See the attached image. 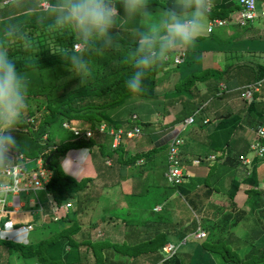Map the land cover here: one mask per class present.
Masks as SVG:
<instances>
[{
  "label": "trees",
  "instance_id": "trees-1",
  "mask_svg": "<svg viewBox=\"0 0 264 264\" xmlns=\"http://www.w3.org/2000/svg\"><path fill=\"white\" fill-rule=\"evenodd\" d=\"M256 1H259L260 3L264 2V0ZM18 2L24 4L27 3L28 0H18ZM173 3L174 0H150L149 8H159L160 11H162ZM241 9L242 5L239 4V0H214L213 8L207 18V24L214 18L226 19L231 13L238 12ZM17 18L26 24V30L32 33L34 40L37 44L41 45V48L37 53V61L31 64L25 63V57L28 53L23 47H13L10 49V54L17 57V66L27 76L30 84L27 97V110H25V114L27 117H31L32 119L35 118L37 120L35 127L28 126L24 114L22 123L17 129L13 130V135H15L24 145L22 154L31 159L41 158L43 167L50 170V177L42 192L49 193L57 204H61L64 200L75 196L78 201H80V196H83V194L88 196V198H91L90 195H92V192L84 189L85 187L87 188L86 184L88 183V187L91 188V177H83L78 180L67 174L60 166V160L69 148L86 146L92 149L93 156H99L101 166L104 164L103 167L108 169L114 168L120 163V168L124 171L126 168L137 164L138 160L143 161L145 158L149 161L153 158L154 154L152 152H156V155H158V152L162 151L164 147H161L157 151H154L155 147H153L152 151L149 149L144 152L140 150L141 152H139L138 148L135 146H127L125 137L120 139L119 143L115 146H111L110 141H113V136L111 134L108 135V133H99L95 129L101 123H106L110 128H114L116 132L117 129L127 130L138 125L140 129L139 137L145 133L150 135L151 129H149L148 126L149 122H139V117L144 114L143 111L146 110L148 112L149 109H151L149 107L152 104L157 107L160 103H162V105L165 103L168 106L174 105V101L177 102L179 99L186 98V96L182 94L184 91L192 93L196 82H204L209 78L210 75L208 74L213 72L214 69L209 65L206 68L203 66V68L201 67V65L205 63L204 59L202 60V54L204 52L209 54L214 52V50L218 52H243L244 47L243 44L236 42V37L240 35L243 37L242 34L237 33L238 35L236 36L232 34L228 35L227 32L223 33L222 28L224 26L212 27L210 31L206 30L205 35H202L189 50H178L169 54L175 55L180 51L184 52L183 62L173 66L175 69L182 68L180 71L181 76L173 74L172 72H166L159 77V73L157 74V72H159V65L161 64L160 60L158 64L147 73L145 79V92L143 94H131L125 88L124 81L134 69L130 64L125 65L119 62L118 52H109L103 56L93 57L92 78L89 82L80 84L79 77L70 73L66 62L61 60L57 55L50 54L48 49L42 46L46 36L45 33L41 31L40 27L28 19L26 13L18 15ZM246 25L247 24L241 25L238 23V25L235 26L240 29H245ZM128 28L131 29L133 27L129 26ZM112 31L113 33L119 34L115 28ZM217 32H221L225 36L221 33L219 34L220 36H218ZM119 35L122 36L126 44H133L134 39L132 41L127 40V38L134 36L133 30L126 35ZM127 35L131 36L127 37ZM60 38L70 44L69 36L65 35ZM256 40L257 38L254 37L244 38V41H248L247 45L251 47L255 46ZM262 52H264V48ZM207 61L212 65L211 59L207 58ZM235 66L237 69L231 74L233 79H229L230 68H227L221 76L227 84L228 92H223L217 84L214 85V87L216 86L215 91L218 98L231 94L233 91H236L240 95L242 92L240 89L244 90L246 88H239L238 90L240 91H237L230 87L234 86L242 79L245 84H253L255 80L264 77V65L261 63L256 64V62L244 60L238 62ZM172 76H179L180 78L173 87L176 96L173 95L172 97H168L169 93H156L155 90L157 86L160 85V83H163L165 78L168 79ZM216 76L217 78L220 77L219 74H216ZM259 87L260 89L258 91L252 92L253 97H251V99L246 100L241 96L239 97L246 108L244 116H247V123H245V125H249L250 128L257 127V129L264 126V92H260L261 89H264V81ZM195 97L198 96L195 95ZM207 97L198 98L195 105H197V107L201 106ZM147 100H150V105H148L149 102ZM144 101L146 102L143 103ZM125 103H128L129 115L120 120H117L115 117L114 123L109 122L107 120L109 112L117 109ZM132 103L134 104L133 106ZM29 104L34 105V108L31 109ZM136 106H138L136 108L137 111L135 110ZM158 110H160L159 107ZM183 111V107L176 109V115L174 113L169 126L180 123L183 118L188 116L187 113L183 114ZM240 117L243 119L241 115ZM222 118V123H219L216 126V128L218 127L216 132L214 129L212 133L221 132L227 138L231 133L233 134L240 131V126L241 128L244 126H242L240 118V121L234 122L238 119L236 116L228 118L227 115H225ZM62 122H68L71 126L79 127L81 130L89 127L94 133L88 138L77 139L74 137L70 129H65L68 134L64 140L52 139L54 130L59 131L60 128L64 129L62 127ZM244 122L246 121L244 120ZM28 123H33V120ZM153 124L157 126L161 124V122L155 120L153 121ZM206 124L207 123L204 124L200 122L198 127H204ZM144 126H147L145 127L147 130L143 129ZM238 128L239 130H237ZM44 136L46 137L44 138ZM106 136L110 137L109 142L105 140L104 137ZM98 138H101V140ZM109 143L110 145H108ZM214 150L217 151L222 149L214 147ZM261 158L264 160V154ZM106 160L112 162V164L109 166L106 165ZM188 161L189 159L186 160V162ZM30 164L34 165L35 163L34 161H31L28 165ZM148 165L153 167L152 162L151 165L147 163H143L141 166L139 165V167H141L139 170V176L143 175V172ZM188 165L190 166V162ZM100 175L102 176V174ZM164 188L166 187H161V191H163ZM168 189H176L177 193L183 195L184 199L188 202L186 197L189 195V192L185 193V190L181 188V185L168 186ZM161 191L158 192V196L160 194L163 199L166 200V197H168L170 192L162 193ZM130 205L133 207L132 200ZM154 205H152L150 209H146L143 208L144 205L141 207L140 203L134 201L133 208L137 209L138 207L139 209L134 212L135 214L131 211L128 214H125L119 210V207L116 208L115 204H113L112 215L123 220L125 225V232L123 233L125 234L129 228L126 233L127 236L130 233H135L140 238L128 243L127 240H125L127 237H124L125 239L123 238L121 243L111 242L107 239L96 241V243L90 241L91 243H88L87 246L93 250L95 260L100 264L102 260L103 263L105 261V264H124L126 261H129V264H138L140 263V259L141 264L143 260H148L149 264H189L190 262L193 264H201L200 261L202 260L204 261V264H220L216 259L217 257L221 258L222 264H264V239H261L263 244H261L259 248L252 244L243 245L244 248L248 246L251 248L245 256L239 255L238 252L240 249L237 250L230 247L231 245L229 242L226 243L224 241L226 238L225 236L223 238H218L221 240H216L214 242L206 243L203 241L199 245L189 243L186 247L182 246V248L187 249L186 251H164L162 247L166 242H170V238L174 237V239H177L179 237L180 239L184 236L183 234L186 232V228L182 229L181 226L185 221L181 219L180 214L177 215V219L175 220L166 219L162 211L159 212L154 210ZM147 210H149L148 216L149 214L153 215L157 213V215H153L156 220H152L151 218L144 221L139 220L140 216ZM9 215L10 214L3 216V221L7 216L9 217ZM225 215V226L228 224L233 226L239 220L235 219L232 222L229 220V216L231 215L229 213H226ZM74 219V213H67L65 216L55 221L38 225V227L32 231L36 230V232H39V239L37 241H29V243L26 244L8 238H2L0 236V248L5 249L7 253H17V257L21 260H25V258L29 257V259L38 261V264H79L83 260L87 262L88 258L86 257V253L80 251L82 248L86 251L87 248L83 246L82 243L77 242L73 237L79 228ZM193 221L194 220L192 219V222ZM53 223L56 224V227L51 229ZM67 223H70V225L66 226ZM138 225H140V227H138ZM152 227L155 228V231L152 232L153 234L151 235L150 228ZM41 228L44 229L43 233L40 230ZM146 234L149 237H147ZM254 236L260 237L261 235ZM244 243H248V240ZM66 244L68 249H66ZM103 251L107 254L106 259H102L101 257ZM112 251L119 252V257L124 256L127 259L124 262L120 259H111L110 255L112 256ZM196 251L207 254L206 258H199ZM211 255H214L215 260Z\"/></svg>",
  "mask_w": 264,
  "mask_h": 264
},
{
  "label": "clouds",
  "instance_id": "clouds-1",
  "mask_svg": "<svg viewBox=\"0 0 264 264\" xmlns=\"http://www.w3.org/2000/svg\"><path fill=\"white\" fill-rule=\"evenodd\" d=\"M149 3L150 0H28L24 4L19 3L18 0L0 2V171L9 170L19 164L24 145L13 135V130L23 121L30 87L27 76L18 68V59L10 54V49L23 47L28 53L25 63L31 64L37 61V53L41 48L32 33L26 30V24L17 18V12L26 13L27 18L40 27L46 36L42 46L47 48L50 54L57 55L65 61L70 73L79 77L80 84L87 83L92 78L93 57L118 52L119 62L130 64L134 69L124 81L125 88L131 94H143L146 90L145 79L148 71L152 70L160 60L162 65L181 64L183 58L180 62H175L174 56L177 53L169 54L178 50H189L205 33L207 18L213 8L214 0H174L171 6L164 8L155 16L149 8ZM129 25L134 28V42L131 45L126 44L122 36L112 31L114 28L124 30ZM65 35L70 37V44L60 38ZM172 69L175 68L169 70L164 68L163 71L170 73ZM223 85L225 88L221 90L228 92L227 86ZM192 115L195 122L194 113ZM263 140L264 136L259 137L264 148ZM258 148L251 147L253 151H257L258 156L262 157L264 150L260 155ZM71 155L88 158L91 155L90 148L86 146L69 148L60 160L61 168L77 179L82 168L69 165ZM213 155L216 157V154ZM66 200L61 204H54L53 211L48 215L50 219L53 218L50 221H55L67 213H74L71 200ZM154 210L161 211L162 208L157 210V207H154ZM193 224V230L182 236L179 241L185 238L187 244L189 241L206 239L207 233L198 217L194 218ZM198 229L202 230L205 236L196 237ZM31 231L28 233L30 234ZM27 240H23L22 243H29ZM179 241L165 244L172 243V248L176 252L186 251L187 249L182 248V243Z\"/></svg>",
  "mask_w": 264,
  "mask_h": 264
},
{
  "label": "crops",
  "instance_id": "crops-1",
  "mask_svg": "<svg viewBox=\"0 0 264 264\" xmlns=\"http://www.w3.org/2000/svg\"><path fill=\"white\" fill-rule=\"evenodd\" d=\"M259 2V1H258ZM257 5H261L260 7H262V9H264V2L259 4L257 3ZM20 14H25V13H20L17 12V16ZM234 15L232 16V18H230L228 20L227 25H225L222 29H223V33L227 32L228 35L232 34L235 35V33L237 34H242L243 37H241V35L239 37L241 38H249V37H254L257 38V42H259V45L254 46L255 48H257V50L261 51V55L260 58L261 60H263L262 62H258L257 63H261L264 65V52L263 48H264V16L258 15L252 22L247 23V25L245 26V29H240L237 28L238 25V21L236 19L238 12L233 13ZM129 27V26H128ZM221 32H217L218 36H220ZM222 34V33H221ZM223 36H225L224 34H222ZM224 50V48H223ZM244 55V52L242 51H233V52H227V51H222V52H218L215 51L209 53H203L202 54V60L204 59V62L201 67L203 66L204 68H206L208 65L212 67V69H214L213 72H211L210 77L207 78L204 82H196L194 85V89L192 90V93L190 94V99L195 98V100H192L193 103H190L188 106H186V108H189L190 111L191 109H195L192 110V112H190L189 110L186 111L183 114L192 115L193 113H200V118L198 120V122H194L192 123V126L190 127L189 130H187V133L183 134V130H181L179 132V128H174L173 126H168L170 125L169 122H161V124H165L163 125V127H159L158 129V125H154L153 121H155L154 117L158 114V115H164L166 109L167 112L172 109H174L173 107H176V101L174 105H166L165 103L162 105V109L158 110V112H156V110L153 109H149V111L147 112L146 110L143 111L144 114H142L139 118V122L141 121H146L149 122V129L151 134V138L149 137V139H151L150 144L145 145V143L148 141V138L146 137V133L142 134L141 137H139L140 135H138L136 138L134 139H126L125 138V142H129V141H133L132 146H135L137 148V145L139 144L138 148H142V150L147 151L149 149H153V147H155L154 151H157L158 149H160L161 147H164L167 150V146H169L170 143V139L175 135V134H179L181 138L184 139V144L182 146H180V151H181V157H182V166H183V170H184V180L182 183H179L178 185H181V188H183L185 190V193L189 192V196L190 199L187 202L185 200L186 203H189L190 207L192 209H196L197 210V214L194 216V218L198 217L199 219H203L200 221L201 222V226L202 228L206 231L207 233V237L204 240H196V241H190L185 245H182L184 247H186L189 243L190 244H200L203 241L207 242H214L216 240H220L215 237L212 236L213 233H216V227H219L222 229L221 233L222 235H226L228 232L231 231L230 227H241L242 228V223L246 220H248L247 222L250 221H256L258 220L260 227L255 228L253 227L251 229L252 232L249 233V235L253 238V235H261L260 237L254 236L255 240H261L264 239V160L258 156L256 153L257 151H253L251 149V145L250 143L252 142V140L255 138V135H253V131L257 129V127L254 128H250L249 125H245V123H247V119H244L246 122H244V120L238 115H230V113H228L227 111V107L230 108L231 110L235 109L238 110L239 113H241L242 111H245L246 108H243L240 103L238 101H236V99H240L239 98V94L236 91L231 92V94H227L225 95L224 98V103L227 101V103L225 105H218L217 108L211 110V105L214 104L215 101H210L212 96H216V91L214 87V85H218L220 87V84H226V82L221 78V76L224 74V72L226 71L227 68H230V76L231 74H233L236 71V64L240 61H244L242 60V56ZM244 57V56H243ZM207 58L211 59L212 65L207 61ZM247 61V60H245ZM249 61H253L255 62V58L251 57ZM236 63V64H235ZM171 64L167 63L163 65V68H166L169 70V66ZM165 66V67H164ZM172 67L174 65H171ZM202 67V68H203ZM177 69V68H176ZM176 69H172V73L176 74ZM216 72V73H214ZM165 71H162L161 74H165ZM169 73V72H168ZM216 74H219L220 77L216 78ZM181 76V75H180ZM211 76H213L214 78H211ZM165 77V76H164ZM264 77H260L258 80H255L254 82L257 81H261V83L264 81L263 80ZM164 80V78H163ZM180 80V78L177 80V82ZM236 83V82H235ZM248 83V82H247ZM162 83H160L161 85ZM245 83H237L234 86H231V89H236L237 91L241 86H243ZM163 87V86H162ZM193 88V87H192ZM196 91V92H195ZM173 86L172 88H167L162 91V93H173ZM195 92V93H193ZM160 93V92H159ZM235 93V94H234ZM184 96H186L187 98V91H184L182 93ZM186 94V95H185ZM198 96V97H195ZM208 96V97H207ZM200 97H207L205 99V101L203 102V104L199 107H197L196 102L198 100V98ZM175 98V97H174ZM220 99V98H218ZM218 99H214L217 100V103L220 104L221 101H219ZM234 102H236L237 105H234ZM168 107V108H167ZM184 106H180V108ZM218 110H223L219 113ZM212 115H215V120H212ZM227 115L228 118H231L232 116H236V118L238 119H234V122L237 121H242V126L243 128H241L240 126V130H243L242 132H240L241 135L237 136L238 133H234L235 137L233 135V139H231V141L229 142L227 140V138L225 137V135H223L221 132H216V129H218V127L216 128V126L219 123H222V117ZM187 117V116H186ZM240 118V120H239ZM184 119V118H183ZM207 120V121H205ZM207 123L206 126H202V127H198L199 123ZM196 123V124H195ZM195 124V125H193ZM164 128V129H163ZM215 129V132L212 133ZM239 129V128H238ZM246 132V133H245ZM156 137V139L154 138ZM129 146V145H127ZM214 147H219L222 150H214ZM147 148V149H146ZM146 149V150H145ZM139 152L140 149H138ZM143 151V152H144ZM220 151V152H218ZM223 151V152H222ZM248 151L252 153L251 156L248 155ZM153 158L150 159L149 161L146 160L145 158L142 160H138L137 162H141L138 164H142L143 163H147L152 165L151 166H147L146 170H144L143 175L139 176L138 179H140L139 181V185H143L144 183L147 182V180L145 179V177H147V172L149 171H154L156 169V167L160 168V173L163 175L164 178V170H165V164H166V157H167V152L165 151L163 153V155L161 156V154L156 155V152H152ZM216 154V157H210L211 155ZM199 159L198 163L192 164V160L193 159ZM188 162H186V160H188ZM77 160V161H76ZM249 161V162H248ZM190 162V166L188 165ZM91 164V166L89 167V165ZM106 165H111L112 162L109 161H105ZM69 165L73 166V167H81L82 169L80 170L81 174L84 173L85 176L91 177L92 179H94L92 176H96V177H101L100 174H102L103 178H106L105 175H103V173L105 172L104 170L108 169V168H104V164L101 166V162L99 161V156H93V153H91V155L87 158V157H77L76 155H71L70 158V163ZM248 166H250V169H248ZM89 167V168H88ZM121 165L120 163L117 164L114 168H109L108 170H113L117 173L118 176H125L128 171V168H126L124 171L120 168ZM151 167V168H150ZM153 168V169H152ZM121 169V170H120ZM145 169V168H144ZM150 169V170H148ZM79 170V168L77 169ZM87 171V173H86ZM118 171V172H117ZM146 173V175H145ZM83 175V176H84ZM210 176H213L210 178ZM220 177H222L220 179ZM128 178V176L126 177ZM156 179V178H155ZM165 179V178H164ZM223 180V181H222ZM118 182H121V184L123 185V183H127L129 185V181L128 179L126 181H120L117 180ZM191 182L192 185H194L195 190H194V197L192 198L190 195L191 192ZM131 183V182H130ZM134 183V182H133ZM132 186L130 187H134V188H138V184L137 185H133L131 183ZM177 185V186H178ZM116 183L113 182L112 180V184L111 187H115ZM168 186H174L171 185L170 183H166V185H161L159 186L158 184L156 185H151L150 184V188L152 189V191H156L158 189V192L161 191V187H166L164 188L163 191H161L162 193L166 192H170L168 197H166L167 199H163V197L159 194L158 199L159 200H165L166 205H164V207H162L159 202L155 203L154 207H157V210L162 208V212L164 214V217H167L169 220L171 219L170 216H173L175 214H180V217L182 220L185 221V223L181 226V228H186V232L183 235H186L190 230H193L194 228V224L192 222V216L189 215L188 209L186 208V206L179 200L177 199L175 196L176 192H173L172 189H168ZM123 188V187H122ZM125 190L126 189H122V194L117 197L116 199H112L111 198V194H108V202L109 204H115L116 207H120V210L122 211V213L124 212L125 214L129 213L130 211L126 210L123 206V200L125 199ZM43 191V190H42ZM38 192V191H37ZM37 192L34 193L36 195V199L34 201V203H36L37 205H39V207L43 208V210H47L48 211V215L51 214V212L53 211V207L54 204H56V202L53 200L52 196L49 193H45L43 192L45 199L43 200L42 198H40L39 196H37ZM40 192V190H39ZM99 194V192L95 193L92 191V196H97ZM91 196V195H90ZM175 197V198H174ZM76 196L73 198H70L68 200H71V204H72V208L74 213H76L77 211H79L80 213V209L78 207V199H76ZM66 200V201H68ZM65 201V202H66ZM171 201V202H170ZM19 204L23 205L24 202L20 199ZM158 205V206H157ZM24 206L23 205L21 211L25 212V211H32L37 208H32L29 210H24ZM129 207V206H128ZM153 207V208H154ZM137 209H134V212ZM176 210V212H175ZM113 211V210H112ZM88 212V211H87ZM86 212V213H87ZM160 212V211H159ZM17 213V212H11L9 213V217L7 216L6 219L4 221H9L11 228L15 230L13 231V233L11 234L12 239L11 240H15L17 241L18 237H22V239H24V234H19L16 232L17 228L19 225H22L24 223H22V220L19 221L17 220L13 214ZM33 213V211H32ZM85 213V212H84ZM83 214L80 215V219H84V220H88V225L87 227H90L89 229H91L90 231H85V227H80L82 231V235L85 238L90 239L91 242L96 243V241L102 240V238L107 239L106 235L112 230V224L111 222H107L105 224V227L100 229V232L104 235V237H101V239L98 240H93L92 239V233L94 234L95 231L92 230L93 224L94 223H100L99 219H101L103 216H98L97 218H95L93 220L94 214L91 216V218L87 217L90 216L87 214ZM229 213L231 216L229 220H231L232 222L235 219H239L238 222H236V224H234L233 226H231L230 224H228L227 226L224 225V222H226L225 219V214ZM51 216V215H50ZM83 217H87V219L83 218ZM108 217H116L114 215L108 216ZM166 218V219H167ZM49 216L47 218V222H49ZM53 219V218H52ZM103 219H106V217H104ZM101 219V220H103ZM119 221L123 220L121 218ZM177 219V218H175ZM263 222H262V220ZM3 220V217L2 219ZM16 220V221H15ZM192 222V223H191ZM71 223V222H70ZM70 223H67L66 226H69ZM124 223V222H123ZM2 225H5L4 223H1ZM223 224V225H222ZM125 226V225H124ZM138 227H140V225H138ZM2 229H5L3 227L0 226V231H2ZM188 229V230H187ZM96 230H98V228H96ZM102 230V231H101ZM129 230V228H128ZM128 230L126 231V233L128 232ZM212 230H215L213 232H211ZM125 232V229L124 231ZM33 233V235L35 234V232H31ZM126 233H123V238L127 237ZM255 233V234H253ZM129 235V234H128ZM147 235V234H146ZM246 235V234H245ZM6 236H10V235H6ZM5 236V238H7ZM74 239L78 240L77 242L82 243L83 246H85L86 248L89 249V251L93 250L87 246V244H85L84 242L80 241L78 234L76 233L74 236ZM147 237H149L147 235ZM226 237V236H225ZM3 238V237H2ZM125 239V238H124ZM170 239H174L170 238ZM225 239L228 240V242H230L229 237H226ZM252 239V240H253ZM126 240V239H125ZM179 241V237L176 239ZM247 241V240H246ZM173 242V241H172ZM245 242V241H244ZM243 242V243H244ZM251 242V241H250ZM248 240V243H250ZM262 244V242H261ZM68 248V247H66ZM82 253H86V257L88 258L87 262H85L84 260L79 263V264H87L89 261V253L87 252V250L85 251L83 248L80 250ZM117 251H112V256H114ZM106 255L105 252L103 251L102 253V259H106ZM93 258L91 259V263L90 264H100L98 261L95 260V255L93 254L92 256ZM111 257V255H110ZM125 259V257H124ZM109 260V259H108ZM110 261V260H109ZM38 261L33 260L32 259V263L31 264H38ZM89 264V263H88ZM101 264H105V261L103 263V260L101 262ZM140 264V263H138Z\"/></svg>",
  "mask_w": 264,
  "mask_h": 264
},
{
  "label": "rangeland",
  "instance_id": "rangeland-1",
  "mask_svg": "<svg viewBox=\"0 0 264 264\" xmlns=\"http://www.w3.org/2000/svg\"><path fill=\"white\" fill-rule=\"evenodd\" d=\"M258 4H259V2H258ZM260 6L259 5L257 6L258 11H260L262 9V7H260ZM151 10H152L154 16L157 15L159 12H161L159 8H154V9H151ZM233 15L234 14L231 13L228 18L229 19L232 18ZM237 18H238V15H237L236 19ZM142 23H147V21H142ZM115 29L118 31L119 34H125V35L128 32L132 31V30L134 31L133 28L130 29V28H128V26H126V28L124 30L119 29V28H115ZM203 35H205V33ZM236 35H238V34L235 33L234 36H236ZM130 36L131 35H127V37H130ZM133 39H134V36H131L130 38H127L128 41L129 40L132 41ZM236 42H239V43H241V44L244 45V47H243V52H244V55L243 56L244 57L243 56L241 57L242 60L249 61L250 58L253 57V58H255V62L256 61H258V62H262L263 61L260 58L261 51L257 50V48H255L253 46L251 47V46L247 45V42L248 41H244V38L241 39L238 36V37H236ZM257 45H259V42L256 41L255 46H257ZM171 68H172V66L170 65L169 66V69H171ZM163 69H164L163 68V65L160 64L159 65V72H157V74L159 73V77H161V72L163 71ZM181 70H182V68L181 69L180 68L179 69L177 68L176 71H175L176 74L180 76V71ZM171 71H173V70H171ZM179 76H172L170 78H168L169 77L168 76L167 77L168 79L165 78V80L163 81V83L161 85H158L157 86L155 92L156 93H159V92L162 93V91H164L166 89V87L169 88V90H170V88H172V86L174 87L175 83L179 79ZM211 78H214V77L211 76ZM230 78L233 79L232 76H230L229 79ZM242 82H244L243 79L240 80V81H238L237 83H240L241 84ZM260 92L263 93L264 92V89H261ZM190 94H191V92L187 91V98L179 99L176 102V105L177 106L176 107H173L174 109H172L171 111L169 110L168 112H167V109H166V111L164 113V116H162V115L160 116V115L157 114L154 117V119L155 120H158L160 122L163 121V122H166V123L167 122L170 123L171 120H172V118H173V116H174V113L176 115V109H179L180 106H184L183 113H185L188 110L190 111V109L189 108H186V106H188L190 103H193L192 100H195V98L190 99ZM173 95L176 96V93L174 92L173 94H169L168 97H172ZM224 98H225V95L222 96V98H220V99H218L217 96H212L211 99H210V101H215V102H214V104H212L210 106L211 107V110L217 108L218 105H225L227 103V101L224 103V101H225ZM214 99H218L219 101H221L220 104H218L217 103V100H214ZM147 101L149 102L148 105H150V100H147ZM157 101H159V100H157ZM236 101H238L240 103V105H242V107L245 108V105L243 104V102L240 99H236ZM145 102L146 101H144L143 103H145ZM246 104H248V103H246ZM133 105L134 104L132 103V106ZM234 105H237L236 102H234ZM29 107L32 109V108H34V105L29 104ZM137 107L138 106L135 107V110L136 111H137V109H136ZM158 107L160 109H162V103H160V105H158ZM158 107L156 105L152 104V105H150L149 108H151L153 110H158ZM226 109H227L228 113H230V115H238V116L241 115L243 117V119H247V116H244L245 111L244 112L242 111L241 113H239L238 110H235V109L231 110L228 107ZM26 110H27V107H26ZM140 110H141V108H140ZM142 111H143V109H142ZM218 111L220 113L223 110H221V111L218 110ZM156 112H158V111H156ZM190 112H192V109H191ZM127 115H129V106H128V103H125L124 105L118 107L117 109L111 110L109 112V114H108V119L107 120L109 122L114 123L115 117H116L117 120H120L123 117H126ZM194 115H195L196 121L198 122V120L200 118V113H194ZM25 117H26V123H27V125L28 126L35 127L37 120L35 118L32 119L31 117H27L26 114H25ZM211 118L214 121L216 117H215V115H212ZM32 120H33V123H28V122H31ZM195 124H193V125H195ZM191 126H192V124L186 125V127L184 128L183 134L187 133V130H189ZM145 127H147V126H144L143 129L144 130H147V129H145ZM159 127H163V124H159L158 125V129H159ZM185 129H187V130H185ZM237 130H239V129H237ZM258 130L259 129H256V130H254L252 132L253 135H255V138L257 137ZM242 131L243 130L237 131L236 132V133H238L237 136L241 135L240 132H242ZM67 134L68 133H67V131H65V129L60 128L59 131L54 130L53 135H52V139H54V140H64L66 138V135ZM233 135L235 137V134L234 133H233ZM233 135L231 133L230 136L227 137V140L229 142L231 141V139H233L232 138ZM146 137L148 138V141L145 143V145H148V144H150L151 139H149V137L151 138V136L146 133ZM104 138H105L106 141H108V142L110 141V137L106 136ZM154 138L156 139V137H154ZM98 139L101 140V138H98ZM110 143H111V146L114 145V141H110ZM110 143L108 145H110ZM132 143H133V141H129V142H127V145H129V147H131L132 146ZM138 147H139V144L137 145V148ZM138 149L142 150L141 147L138 148ZM142 151H144V150H142ZM165 151H166V149L164 148L162 151H159L158 153L162 155ZM90 152L92 153V149H90ZM248 155L251 156L252 153L248 151ZM138 163H141V162H137V164H135L134 166L129 167L127 173H125L126 174L125 176H118L115 171H113V170H106L103 173V175H105L106 178H103L102 176L101 177L92 176L93 178L94 177L95 178L92 179V186H91V188L88 187V184L89 183L86 184L87 188L85 187L84 189H87V191H89V192H92V191L95 192V193L99 192V194L97 196H95V197L91 195L90 196L91 198H88V196H86L85 194H83V196H80L81 197V200L78 201V207L80 209V213H79V211H77L76 213H74V217H75L74 221L76 222V224L78 225V227L79 226L80 227H85L84 228L85 231H90L91 230V229H89L90 227H87L89 221L88 220H84V219H80V215H83V214H85L88 211L86 214L87 215L90 214V216H87V217L91 218V216L94 214L93 220L95 218H97L99 215L100 216H103L101 219H103L104 217H106V219H108L106 221H105V219H103V220L99 219L100 220L99 221L100 223H94L93 224L92 230L95 231L94 234L92 233V239L93 240H98V239H101V237H104V235L100 232V229L103 228V227H105V224L107 222L113 223L112 224V230L106 235L107 240H109L111 242H116V243H121V241L123 240V231L125 229L124 223L122 221H119L120 220V219H118L119 217H108L113 212L112 211L113 210L112 209V204H109V202H108V196H109L108 194H111V198L112 199H116L117 197H119L122 194V189H126L125 190V196H124L125 199L123 200V206H124V208L126 210L131 211L133 214H135L134 213V208H133L134 207V201L140 203V206L141 207H142V205H144L143 208H146V209H150L152 207V205H154L156 202L157 203L159 202V204L162 207H164V205H166L165 200H159L158 199V189L156 191H152V189L150 188V184L151 185L158 184L159 186H161V185H166V183H168V181L165 178V176H164V178H165L164 179L163 178V175L160 173V168L159 167H156V169L154 171L147 172L148 175L145 178V179H147V182L140 186L139 185L140 184L139 183L140 179H138V177H139V170L141 169V167H139V165L141 166V164H138ZM32 166H34V165L33 164L32 165L30 164V165H28V168H31ZM90 166H91V164L89 165V167ZM248 169H250V166H248ZM86 173H87V171H86ZM83 175H84V173L80 174L77 177V179H80L81 176H83ZM145 175H146V173H145ZM127 176H128V178H126ZM83 177H88V176H85L84 175ZM211 177H213V176H210V178ZM221 178L222 177H220V179ZM119 179H120V181H123V182L128 179L129 185L127 183H123V185H122L121 182H118L117 181ZM112 180H113L114 183H116V186L115 187H111ZM0 182H2V183H10L11 181L8 179V177H5L4 176V177H0ZM130 182L133 185H137L138 184V188L130 187V186H132ZM191 186H193V187H191L190 195L193 198L194 197V190H195L196 187H194V185H192V182H191ZM173 192H176L175 193V195H176L175 197L177 199H179L186 206V208L188 209L189 215L192 216V219L194 220V216L197 214V210L195 208L192 209L190 207L189 203H186L185 202L184 196L183 195H179L177 193L176 189H173ZM37 196H39L43 200L45 199V196H44V194H43L42 191H40V192L38 191L37 192ZM20 197H21V200L25 204L24 210H26V209L29 210V209H31V207L32 208H34V207L37 208L38 207V205L36 203H34V201L36 199V195L32 191L31 192H28V193L21 192L20 193ZM11 198H12L11 197V194L9 193L6 196L7 202H10L11 201ZM186 198L189 201L190 196L188 195ZM76 199H77V197H76ZM130 199L132 200L133 207H131V205H130V203H131V200ZM17 207H18V205H15V209ZM22 207H19L18 210H17L18 212L17 213H14L13 216L17 220H19V221L22 220V223H24V224H27V223L33 224L34 226H33V229L32 230L36 229L38 227V225H42V224L48 223L47 222L48 211L47 210H43L44 207L41 208V209L40 208L35 209V211H33V213H32L31 210L30 211L22 212L21 211ZM115 207H116V205H115ZM116 208H118V207H116ZM137 209H139V208L137 207ZM119 210H120V207H119ZM148 211L149 210H147L143 214L142 213H139V214H142L140 216V219L139 220H143L144 221V220H146L148 218H151L152 220H156L155 217H153V215H157V213L156 214H153V215H150L149 214V216H148V213H149ZM87 217H83V218L87 219ZM170 217H171L170 220H175V218H177V214H175L173 216H170ZM165 218H167V217H165ZM202 219H203V216H202ZM202 219H199V220L201 221ZM49 220H52V219H49ZM247 221L248 220H246V221H244L242 223V228L241 227H237V228H234V227L231 228L230 227L231 231L228 232L226 235H222V233H221L222 229L219 228V227H216V229H215L216 230V233H213L212 236L215 237V235H216V238L217 239L218 238H223L224 236L229 237V240H230L229 244L231 245L230 247L235 248L237 250L240 249L239 252H238L239 255L240 256H245L250 251L251 248H250V246L244 248L243 245H248V244L251 245L252 244V245H254V246H256V247L259 248L261 246V242H262V240H255V239H253V238H255L254 235H253V238L249 235V233L252 232L251 229L253 227H255V228L260 227L258 220H256V221H250V222H247ZM49 222H52V221H49ZM262 222H263V220H262ZM5 223L10 224L9 221H5ZM0 226L3 227V228H5V229H2L3 231H0V236L1 237H5L6 235H9L10 233H13V231L15 230V228L12 229L10 225H2V224H0ZM55 227H56V224L53 223V225L51 226V229H54ZM96 228H98V230H96ZM40 230L42 231V233L44 232V229L43 228H41ZM215 230H212L211 232H213ZM154 231H155V228L154 227L150 228L151 235L153 234L152 232H154ZM31 232H33V231H31ZM31 232H30V234L28 233V240L27 241H37L39 239V237H40L39 232H36V230H35L34 231L35 232L34 235ZM77 234L79 236L80 241L84 242L85 244L91 243L90 242V239L85 238L82 235V231H81L80 228H78ZM253 234H255V233H253ZM6 237L8 239H12L11 235L10 236H6ZM139 238L140 237L137 234L130 233L127 236L126 240H127V243H128V242H132V241L138 240ZM23 240L26 241L25 239H22V237H18V239H17V241H21V242H24ZM102 240H105V238H102ZM246 240H249V242L250 241L251 242L250 243H243ZM170 241H173L174 242V241H178V240H176V239H170ZM224 241L226 243H228V240L227 239H224ZM65 246L68 247L67 244ZM66 249H68V248H66ZM94 250H95V248H94ZM87 252L89 253V256H90L89 261H88V263L90 264L91 263V259L93 258L92 257L93 256V253H92V251H89L88 248H87ZM196 253H197L198 257L201 258V259H204L207 256V254H205L203 252L196 251ZM114 254H115L114 256H111V259H120L122 262H124V256L119 257V252L114 253ZM211 256L214 259V255H211ZM216 259H217V261L220 264H222L221 263L222 262L221 258H217L216 257ZM200 262H201V264H204V261L203 260L200 261ZM31 263H32V259H29V257L25 258V260H21L20 258L17 257V253H14V252H11V253L8 252L7 253V251L5 249H1L0 248V264H31ZM124 264H129V261L124 262ZM140 264H141V259H140ZM142 264H149V261L148 260H146V261L143 260L142 261ZM189 264H193V263L190 262Z\"/></svg>",
  "mask_w": 264,
  "mask_h": 264
},
{
  "label": "built area",
  "instance_id": "built-area-1",
  "mask_svg": "<svg viewBox=\"0 0 264 264\" xmlns=\"http://www.w3.org/2000/svg\"><path fill=\"white\" fill-rule=\"evenodd\" d=\"M2 2V0H0ZM239 4L242 5V9L238 11V18L237 21L239 24L244 25L249 22H252L258 15L264 16V9L258 11L256 0H239ZM229 19H220L214 18L210 20L207 24V31H210L212 27H221L225 26L228 23ZM184 56L182 51L178 52L174 56L175 62H180ZM167 58V57H166ZM261 81L254 82L253 84H248L243 88L241 96L242 98L249 100L253 95V91H258L260 89ZM225 86L222 84L221 89H224ZM194 122V116H188L184 119L182 123L176 125L174 128H179V132L183 130L186 125L192 124ZM62 127L65 129H70L75 138H88L93 135L94 131L89 127L81 130L79 127H73L68 122H62ZM99 133H109L113 136V141L115 146L119 143L120 139L123 137L127 139H131L136 137L140 133V129L138 126H134L132 129H118L117 132L114 128H110L106 124H100L96 129ZM264 136V127H261L257 132V137L254 138L251 142V147L258 148V153L261 155L264 148L259 141V137ZM45 138V136H44ZM184 144V139L180 137L177 133L171 139L167 149V157H166V168L164 176L171 184H178L181 183L183 180V166L181 160V151L180 146ZM210 157H215V155H211ZM19 164L17 166L12 167L6 171H0V177H8L11 181L10 183H2L0 182V224L2 223L1 219L3 215L9 214L11 212H18V208L22 207L23 205L19 204L20 202V193L21 192H33L36 193L39 190H43L45 188V184L47 183L50 177V170L46 169L42 165V159H31L26 157L24 154L21 153L19 157ZM34 161V166L28 168V164ZM199 159H193L192 164L198 163ZM11 194V201L7 202L6 196ZM15 205L18 207L15 209ZM5 225H8L4 222ZM33 224L27 223L19 225L16 232L19 234H24V239H26V235L29 231L33 229ZM3 231V230H2ZM205 233L202 230H197L196 237H203ZM185 238L182 239V245L185 244ZM164 250L166 252H173L174 249L172 248V243H167L164 245Z\"/></svg>",
  "mask_w": 264,
  "mask_h": 264
}]
</instances>
